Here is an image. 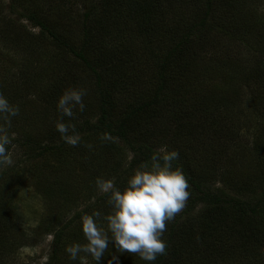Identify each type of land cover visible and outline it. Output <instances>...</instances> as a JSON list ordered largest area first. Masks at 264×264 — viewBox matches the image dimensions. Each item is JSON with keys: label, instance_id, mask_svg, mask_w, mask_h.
I'll return each mask as SVG.
<instances>
[{"label": "trees", "instance_id": "16d2710c", "mask_svg": "<svg viewBox=\"0 0 264 264\" xmlns=\"http://www.w3.org/2000/svg\"><path fill=\"white\" fill-rule=\"evenodd\" d=\"M44 1L37 2L43 3L42 8L38 5L33 7V4L36 3L35 0H9L10 14L18 15L24 22L5 18L3 23H6V27L15 26L18 30L22 28L26 39L32 43L36 37L28 32L25 23H29L31 27L40 28L42 35H46L58 45L68 48L82 67L89 72L94 81L96 92L99 94V105H96V109H94L90 102L83 101L85 104L81 115L82 119L64 117L65 122L74 124L76 132L80 134L102 135L109 133L112 137L111 143L117 148L118 153V149L121 150L118 147V141L123 142L132 152L128 171H133L142 163L149 162V157L156 148L167 146L169 150L179 153V158L173 162V166L182 167L189 185L190 196L180 214H176L171 222H166L163 235L167 244L166 255L158 256L153 264H216L221 257V253H218L217 243L219 242L220 245L221 241L225 246L221 264H264V252L261 251L264 249V15L257 10L261 3L258 2L251 9V5L248 6L249 0H190L185 5V7H190L187 12L191 14L188 18L189 23L181 29L178 28V34L172 41L170 40L168 46H164L162 50H159L161 48L159 46L157 53H151L146 74H149L150 66L154 74L148 80L143 72L135 77L128 74L129 64L134 63V60H131L121 49L117 48L114 53L103 58L96 56L93 38L99 37L100 31L91 29L90 23H94L93 20L99 15L98 11L103 12L107 8L114 11L113 18L118 20L126 18L130 12H134L135 16H140L143 13V16L154 20L156 18L153 15L159 14L155 9L158 8L160 2L163 4L166 1L96 0L101 3V8L97 9L94 0H86L85 3L83 0L84 40L82 43L84 47L80 50L71 48L53 28L54 25L48 14L49 10L46 11L49 6L46 4L48 7L44 8L46 2ZM173 2L176 5L182 3L181 0H173ZM259 10L261 11V9ZM224 12L234 13L235 16L225 19ZM0 14H4L2 10ZM238 27L242 28V34L247 42L245 49L250 61L251 73L253 70L257 73L261 71L260 76L255 73L248 74L244 81V86L252 92V98L250 99V96L242 99L238 97L239 101L249 98L250 109L252 114H255L249 121L252 134L249 146L235 145L236 136L233 130L225 126L227 122L239 120L244 116L240 110H230L237 104L228 105L226 96H230L231 83L223 76L228 73V70L233 75L240 70L230 63L238 59L234 55L224 54L221 61L214 59L217 57L210 58L206 66L195 62V58L201 56L202 53L207 55L209 52L218 50L213 43V41H218V38L226 37L228 40L235 41V34L240 33L236 32ZM255 34L260 36L257 35L258 42L262 41L263 45H260L256 39L255 41L251 39ZM206 37L213 39L209 43L211 44L210 51L208 43L205 41ZM89 44L93 47L87 49ZM125 44L124 46H126ZM255 50L259 52L258 59L254 56ZM39 60L44 65L47 64L48 57L42 55L39 56ZM211 63L215 65L218 80L207 82L206 75L203 77H198V75L205 73L208 69L214 71V66ZM199 66L203 69H197ZM24 68V66H12L3 70L0 66V86L5 87L11 82L16 83L14 88L18 89L13 96H10V99H7L12 105L19 107L17 116L21 117H26L24 112L28 108L27 91L36 84L31 71L27 68L25 69L28 72L27 78L20 77ZM135 70L138 69L135 67ZM108 71H112L114 74L107 77L105 74ZM222 77L224 80H220ZM59 79L58 76L56 84L50 91L51 94L55 93L54 90L57 92L54 96L57 99L62 89ZM219 84L222 85L216 86ZM73 86L82 89L75 83ZM0 90L2 89L0 88ZM114 93L118 100L112 98ZM206 93L212 95H206ZM215 94L216 97H214ZM201 95H203L201 101L205 102L200 105H204L205 115H198L194 108ZM187 107L188 110H186ZM195 116L203 118L206 122H219L225 130L223 138L211 141L209 153L206 155L207 163L201 170L195 168L192 157L185 156L176 149L177 143L181 144L185 137L191 136V134H185L183 128L197 129L199 127L198 124H195L197 126L194 127L186 123L188 117L195 118ZM12 118L9 127L17 124L14 123L16 118ZM133 129L144 131L143 138L139 143L130 136ZM49 132L51 135L47 138L44 133L35 131L32 132V135H26L24 138L31 157L36 160L42 158V165L46 167L47 171H45L48 178L46 186L50 187L51 184L60 188L58 193L62 199L64 198L67 203L71 204L70 207L77 202H80L82 207L77 206L79 211H75L74 216L61 230L48 231V235L53 236V239L46 264H63L61 263L63 261L62 254H60L61 242L63 236L72 231L70 227L77 226L75 221L80 220L84 214H89L90 210L110 211L107 196L104 194L98 196L99 191L95 184V176L97 177L99 172L106 174L105 167L109 154L103 155L98 148L101 157H96L98 159L92 163L83 157L80 160H75L74 155L78 152L76 148L79 145H69L68 147L60 138V134L56 133L55 128L50 129ZM82 146L84 150L83 143ZM65 150L68 151V159L62 156ZM84 152L86 151L84 150ZM226 157L227 160H224L223 158ZM50 160L59 162L60 165ZM73 162L79 164L83 172L86 171L87 166L89 168V173L85 177V181L88 183L87 187L91 192L86 197L87 202H84V199H82L83 202L80 201L79 197L74 195L75 177L72 171L77 165ZM94 162H98V164ZM231 162L238 167L239 172L236 174L233 184H227L225 175L230 174L228 173L229 168H225L223 165ZM247 162L251 165H246ZM124 163L126 164L127 161ZM111 172L115 178L116 186L123 189L126 184L123 173L116 176L117 168H112ZM109 174L108 171L107 178ZM212 184H223V189L212 190L209 187ZM46 186L38 185L36 187L37 195H45L48 200L52 201L46 195L45 191L48 190ZM226 189L231 191V195L226 193ZM234 192L236 195L233 194ZM76 228H81L80 223ZM67 229L69 230L67 231ZM16 236L18 242H23L26 239L22 232ZM25 244L26 242L21 243L23 247ZM2 254L3 252H0V264Z\"/></svg>", "mask_w": 264, "mask_h": 264}, {"label": "rangeland", "instance_id": "374dc122", "mask_svg": "<svg viewBox=\"0 0 264 264\" xmlns=\"http://www.w3.org/2000/svg\"><path fill=\"white\" fill-rule=\"evenodd\" d=\"M35 1L36 3L33 4V7L38 5L43 8L42 2L37 3L39 0ZM45 1L44 8H46L47 5L49 6H47L48 9H46V11L49 10L48 14L54 25L53 28L71 48L75 50L83 48V0ZM94 1L96 2V0ZM161 1L166 2H163V4L161 2L159 3L158 8L155 9L159 14L156 13L157 15H153V17L156 18L154 20H150V18L143 16V13L142 15L140 14V16H135L134 12H130L126 18L118 20L113 18L114 11L110 8L105 9L103 12L98 11L99 15L93 20L94 23H90L91 29L100 31L99 37L95 36L93 38L96 56L103 58L114 53L117 48L121 49L131 60H134V63L131 62L129 64L130 70L128 74H132L135 77L143 72V75L150 80L151 76L154 74L152 67L150 66L149 74H146V71L148 62L151 59V53H157L159 46L161 47L159 50H162L164 46H168L170 40L172 41L175 35L178 34V28L181 29L189 23L190 20L188 18L191 15L187 13L190 7H185L190 0H181L182 3L180 5H176L173 0ZM85 2L86 0H84V3ZM248 2V6L251 5V9L260 2V8L258 7L257 10L264 15V0H249ZM9 4V0H0V11L2 10L4 13L0 14V66L3 70L12 66H24L25 68L21 72L20 77L27 78L28 72L25 70L27 68L31 71L36 84L27 91L28 97L26 100L28 108L24 112L26 114H24V116L26 117L15 116L16 120H14V123L16 122L17 124L11 127H9V125L13 120L12 117L10 118V123L0 119V127H3L4 132L12 138V144L8 146L12 163L0 165V252H3L1 264H46L51 252V243L53 239V236L48 235V231L56 232L61 230L74 216L75 211H79L77 206H81L80 202H77L74 203L76 207L75 205L70 207L71 204L67 203L64 198L62 199L58 193L60 192V188L51 184L50 187L46 186L45 183H47L48 178L46 176V167L42 165V158L36 160L31 157L25 145L26 140L24 137L26 135H32V132L35 131L44 133V136L47 138L51 135L49 130L55 128V122L59 117V113L56 110L58 99L54 97L57 92L54 90L55 93L51 94L50 91L56 84L58 76L60 77L59 81L61 82L62 88L59 96L66 89L77 88L73 86L75 83L86 90L87 94L82 98L83 101L90 102L92 104L91 106L96 109L95 106L99 105V94L96 92L94 81L91 79L89 72L82 67L81 63L72 55L68 48L58 45L52 38L42 35L40 28L31 27L29 23L25 24L28 32L36 37L33 43L26 39V34L22 28H20L19 31L15 26L11 28L10 26L6 27V23H3L5 18L21 23L24 22L18 15L12 16V14H10ZM111 4L115 5L114 3ZM94 5L97 6V9L101 8L100 2H96ZM181 7H183V9H180ZM259 9H261V11ZM223 15L225 19H231L235 16L234 13L232 14L231 12H224ZM128 17L129 19H127ZM236 32L240 33L235 34V41L228 40L226 37L218 38V41H213L218 50L209 52L207 55L202 53L201 56L195 58V62L196 64L201 65L202 63V65L206 66L210 58L217 57L214 59H219L221 61L224 54H228L229 56L234 55L238 59L230 63L233 67L240 70L234 75L228 70V73L223 76L225 80L231 83L230 96L228 95L229 98L226 96L228 105H232V103L237 104L232 106L230 110H240L241 114L244 116L239 120L235 119L231 122H227L225 126L233 130L236 136H234L235 145L249 146L252 140L251 123H249V121L255 114L253 115L250 109L251 107L249 105H251V103L249 98H246L245 101H239L238 97L242 99L246 96H250V99L252 98V92L249 91L248 87L244 86V81L246 77H248V74L252 75L255 73L257 76H260L261 71L257 73L253 70L251 73L250 61L249 58H247L248 55L245 49V43L247 42L242 34V28L238 27ZM257 35L258 34H255L251 39H254V41L256 39L258 42L259 38ZM211 39L208 37L205 38L209 46V51ZM258 43L263 45L262 41ZM124 44L126 46H124ZM91 47L93 46L90 44L87 45V49ZM42 55L48 57L47 64L42 65L39 60V56ZM258 55L259 52L255 50L254 56L257 59ZM212 65L214 66V71L208 69L205 73L199 74L198 77L206 75L208 78L207 82L218 80L216 76L217 73H215L217 72L215 65ZM135 67L138 70H135ZM197 69L203 68L199 66ZM113 74L114 72L108 71L105 75L111 77ZM224 79L222 77L220 80ZM221 85L222 84L216 86L220 87ZM14 87H16V83L14 82L9 83L5 87L0 86L2 89L0 90V94L10 99V96H13L18 89ZM222 94L224 95V93ZM203 95L198 97V101L194 105L198 115L206 114L204 105H200L205 102L201 101ZM206 95L212 94L206 93ZM214 97H216V94ZM112 98L118 100L116 93L112 95ZM83 103L85 104V102ZM186 110H188V107ZM73 111L74 117L72 119L81 120L82 112L78 111L76 108H74ZM186 123L194 127L197 126H195V124H198L199 127L197 129L183 128L185 134H191V136L185 137L181 144L177 143L176 149L183 155L192 157L195 168L201 170L207 163L206 155L209 153L211 141L222 137L225 130L222 127L223 125L219 122H206L203 118L196 116L195 118L188 117ZM16 128H18V130H16ZM78 134L80 136V141L77 144L79 145L76 148L78 152L75 153L74 159L80 160L83 157L92 163V161L98 159L96 157H101L100 152L105 156L109 154L108 162L106 161L105 167L106 174L104 172H99L97 177L104 179L112 178L113 174L111 169L117 168L118 172L116 176L123 173L124 181L126 182L127 178L132 174V171L127 170L132 158V152L128 150V147H126L123 142L118 141V147L121 148V150L118 149V153L117 148L111 143V139L103 140L102 135L96 133ZM142 134H144L143 130L133 129L130 136L135 138L137 143H139L141 138H143ZM82 143L84 144V150L86 152L82 149ZM88 145L92 147L89 148ZM66 146L69 147L68 144H66ZM157 149L159 148L155 150ZM52 155L54 156L55 154ZM62 156L68 159V151L65 150ZM223 159L227 160V157ZM50 161L60 165L59 162L54 160ZM125 161H127L126 164L124 163ZM94 163L98 164V162ZM75 165H77V167L72 171L75 177L73 190L77 194L74 193V195L79 197L80 201L83 202L82 199H84V202H87L86 200L88 199L86 197L91 193L87 187L88 183L85 181V177L89 173V168L87 166L86 171L83 172L79 164L75 163ZM246 165L251 164L247 162ZM223 167H228V173H230L225 175V182L227 184H233L236 179V174L239 172L238 167H236L233 162L227 163L223 165ZM108 171L110 174L107 178ZM126 171L128 172L127 174ZM97 177L95 176V178ZM219 177H221V175H219ZM42 184L48 189L45 191L46 195H48L53 202L48 200L45 195H37L36 187ZM209 187L212 190L217 188L223 189V184H212ZM226 193L231 195V191L228 189H226ZM233 194L236 195L235 192ZM100 195H102V193L99 192L98 196ZM98 210L102 215H107L110 212H105L103 209ZM93 211L94 210H90V213L89 211L88 213L91 214ZM180 212L177 214H180ZM75 223L78 226L80 220L75 221ZM101 223L103 222L101 221ZM77 226H71L70 229L72 231L63 236L64 238L61 242L62 246L60 249V254H62L61 257L63 258L61 263L63 264H80L79 260H70L68 254L65 252V247L67 245L72 243L83 245L86 243L81 228H76ZM68 230L69 229H67V231ZM19 232H22V234L26 236L25 241L18 242L16 240V235H18ZM24 242H26V244L23 247L21 243ZM217 247L219 248L218 253H221V257L217 260L216 264H221L225 246L222 245L221 241L220 245L219 242L217 243ZM105 253L107 255H102L99 264H109V262H111V264H146L145 261L139 259L135 254L127 252L123 254L119 253L111 242H109L108 249ZM80 256L84 257L85 264H95L92 258L87 254L80 253ZM113 257H116V259H113Z\"/></svg>", "mask_w": 264, "mask_h": 264}, {"label": "clouds", "instance_id": "9594fccd", "mask_svg": "<svg viewBox=\"0 0 264 264\" xmlns=\"http://www.w3.org/2000/svg\"><path fill=\"white\" fill-rule=\"evenodd\" d=\"M86 94L85 89L69 88L58 97L56 103L59 117L54 126L60 138L70 146H76L80 136L75 125L65 122L64 117L73 118L74 108L83 112L82 98ZM18 114L19 107L10 104L0 94V119L10 123V118ZM102 139L110 140L112 137L109 133H103ZM11 144L12 138L0 127V165L12 163L8 148ZM178 158L179 153L169 150L167 146L154 150L149 162L133 169L123 189L116 186L114 177H97L96 188L107 196L110 212L102 215L99 210H94L81 216L80 227L86 243L67 245L65 252L68 258L85 264L84 257L80 256V253H85L95 264H99L109 242L119 253L135 254L146 264H153L158 256L166 255L167 244L163 239L166 222L175 218L190 196L182 167L173 166ZM261 251L264 252V249Z\"/></svg>", "mask_w": 264, "mask_h": 264}]
</instances>
